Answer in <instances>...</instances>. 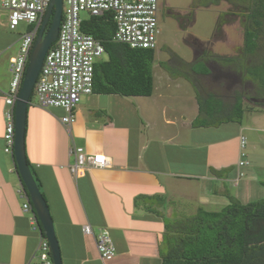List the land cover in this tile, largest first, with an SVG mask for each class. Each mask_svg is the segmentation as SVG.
<instances>
[{"label":"crops","instance_id":"obj_1","mask_svg":"<svg viewBox=\"0 0 264 264\" xmlns=\"http://www.w3.org/2000/svg\"><path fill=\"white\" fill-rule=\"evenodd\" d=\"M169 1L160 0L159 24L162 10L169 20L164 25H173L177 33L185 34L195 53L194 59L185 60L201 61L210 69L213 61L234 70V64L216 58L234 57L233 13L227 15L219 39L214 37L216 24L208 23L191 32L199 10L216 7L218 22L221 13H227L224 8L233 5L228 1L207 5L206 0L197 6L195 0H186V4L185 0ZM23 24L12 30L8 12L0 11V264H36L33 258L40 242L39 233L32 229L23 210L19 194L22 180L15 157L5 151L4 139L10 64L19 53L23 33L32 28L26 24L22 29ZM210 28H214L211 37ZM209 51L214 59L206 58ZM157 75L152 96L87 95L75 109L76 120L70 126L62 122L65 112L60 108L42 109L36 99L28 108L27 159L48 200L64 264H163L160 253L167 222L194 215L200 207L212 211L225 207L229 203L224 195L226 189L230 190L227 182L244 203L264 198V128L244 125L243 121L195 128L193 122L200 112L198 96L187 92L190 98L171 99L169 89L173 85L181 87L182 82L170 77L160 81ZM253 102L256 106L247 111L249 120L264 111V102ZM223 127H231L228 134L216 136ZM247 130L259 135L248 138ZM242 134L249 140L250 164L239 169L245 175L236 185ZM73 146L103 153L111 162L76 178L69 170L74 162L70 155ZM230 166L234 170L228 178L211 171L212 167L220 170ZM88 223L95 233H110L116 250L113 259H102L95 237L84 232Z\"/></svg>","mask_w":264,"mask_h":264},{"label":"trees","instance_id":"obj_2","mask_svg":"<svg viewBox=\"0 0 264 264\" xmlns=\"http://www.w3.org/2000/svg\"><path fill=\"white\" fill-rule=\"evenodd\" d=\"M222 1H228L245 13V20L241 22L244 43L234 57H216L209 51L205 53L206 58L216 57L224 64H234V69L255 85V92L264 96V0H212L206 4H219ZM225 15L221 13L216 24V39L222 37L227 21ZM189 18L193 20V12ZM81 30L100 40L108 55L107 59L103 58L95 65L93 93L125 97L154 94L156 49L132 48L126 43L114 41L116 23L112 13L103 16L88 14L83 17ZM172 57L176 64L161 63L162 69L172 79L184 76L196 86L193 75L203 77L210 73V68L201 61L188 62L175 53ZM34 96L35 88L29 107L33 104ZM244 97L238 94L234 104L229 106L221 96L209 93L203 97L200 93V112L193 126L219 127L230 122L241 124L246 112ZM218 101L220 104H217ZM218 115L225 116L218 118ZM28 163L41 188L34 166L29 160ZM233 170V166L220 170L211 168L212 173L221 178H228ZM224 195L229 203L220 210L200 207L194 215L167 222L160 253L163 264H264V198L244 203L229 189Z\"/></svg>","mask_w":264,"mask_h":264},{"label":"built area","instance_id":"obj_3","mask_svg":"<svg viewBox=\"0 0 264 264\" xmlns=\"http://www.w3.org/2000/svg\"><path fill=\"white\" fill-rule=\"evenodd\" d=\"M51 2L52 0H0V11L8 12L12 30L22 23L33 26L23 33L19 53L10 64L12 79L5 96L4 139L5 151L12 155L16 144V104L38 32ZM159 10L160 0H63L58 39L49 49L35 85L36 105L42 109L64 110L62 122L70 126L76 120L75 109L82 97L93 94L95 65L104 58L106 49L93 35L82 32V12L91 16L112 13L116 23L114 41L126 43L132 48L156 49L161 34ZM247 144L248 139L242 134L236 185L245 175L239 169L250 164L247 159ZM70 155L74 162L69 165V170L76 178L83 176L88 170L105 168L111 162L107 155L90 153L83 146H73ZM19 194L25 200L23 210L29 215L32 229L40 236L33 259H36V264H55L50 242L42 232L38 215L23 183ZM84 232L95 237L97 249L104 261L115 257L113 239L107 230L95 233L88 223L84 226Z\"/></svg>","mask_w":264,"mask_h":264},{"label":"rangeland","instance_id":"obj_4","mask_svg":"<svg viewBox=\"0 0 264 264\" xmlns=\"http://www.w3.org/2000/svg\"><path fill=\"white\" fill-rule=\"evenodd\" d=\"M206 0H195L194 2V6L196 5H201L202 3H205ZM212 2V0H209ZM168 3H170L169 0H167ZM185 4H186V0L183 1ZM193 7V6H192ZM227 13L225 15V17H227V15H229L230 13H233L234 14V55H237L239 53V49L240 47H242L243 43H244V38H243V27H242V24L241 22L243 20H245V13L241 12V8H236V7H226L224 8ZM219 10L216 8V7H213L211 9H201L197 12V15H196V24L191 28V32L194 33L195 30H198L200 28H203V26H206L208 25V23L210 25H215L217 24V20L215 19L216 18V15H217V12ZM193 12V10H192ZM194 13V12H193ZM81 16L83 17H86L88 16V13H85V12H82L81 13ZM166 20V22H169V20L167 19V16L164 12V15H162V10L160 11V26H161V29H162V32L161 34L159 35V38H158V47L156 49V62H155V67H154V71L156 74L159 73L158 76V80L162 81V79L165 77V78H169V75L162 69L161 67V63L164 62L165 64L169 63V62H172L174 63V58L172 57L173 53L177 54L179 57L183 58V59H186V60H191V59H194L195 58V53L192 49H190L186 39H185V34L183 33H177L175 31V28L174 26L172 25H164V21ZM168 20V21H167ZM171 22V21H170ZM26 28V24L24 23L22 25V29H25ZM33 28V26H32ZM213 31H214V28H210L208 29V34L210 35L209 37H211V35H213ZM223 47V46H222ZM238 48V49H237ZM224 51V50H223ZM226 51V50H225ZM108 58V55L105 54L104 56V59H107ZM199 58V57H197ZM176 64V62L174 63ZM194 79H195V84H192V83H188V82H191L190 80L181 77V78H178V79H175V82H182V85L181 87L179 86H176V85H173L172 88L169 89V93L171 94V99L175 96L179 97V96H182V97H185V95L190 98V95L194 96H199V94L201 93V95L203 97H206L208 96L209 93H214L218 96H224L226 95L225 92H226V89H225V86L227 84H225L224 87H221V85H218L216 83V81L214 80H211L209 77H202V76H198V75H193L192 76ZM225 83V82H223ZM197 87V89H196ZM255 85H254V89L251 90V95H254L256 96L257 99H259L261 102L260 104H263L264 102V96L261 95V94H258L255 92ZM194 90V91H193ZM200 93H199V92ZM189 92L190 95L187 93ZM192 93V94H191ZM225 98V97H224ZM35 96L33 97V100L35 101ZM86 99V96H83L82 97V102H80L81 104L85 101ZM226 102H228V105L231 106V104L233 103V98L231 97L230 99H225ZM235 101V100H234ZM134 104H135V107L137 106V103H136V99L134 101ZM185 104H189V105H193L191 103H185ZM217 104H220V101L217 102ZM244 104H245V107H246V112L248 110H250L251 107H255L256 104L251 101V100H248V99H244ZM189 110L192 109L191 106L188 107ZM258 113H261V114H257L256 116H254L253 119H250L249 120V115L248 113L245 115L244 119H243V124L244 125H249V126H254L255 128H264V111H260ZM226 114V113H225ZM221 116H225V115H218V118L221 117ZM217 117V116H216ZM228 126H231V125H228ZM234 126V125H233ZM231 127H223L221 129L220 132L216 133V136H219V135H226L228 134L229 132V129ZM245 134L248 136L251 135V138H255V135L259 133L257 131H255L254 133L252 131H245ZM257 135V136H258ZM249 141V140H248ZM251 148L249 145H247V150L246 152L250 151ZM233 175L230 176V178L232 177ZM262 178L264 176H261ZM227 187L230 188V190L233 192V187H232V184L227 182ZM257 200V199H256Z\"/></svg>","mask_w":264,"mask_h":264},{"label":"water","instance_id":"obj_5","mask_svg":"<svg viewBox=\"0 0 264 264\" xmlns=\"http://www.w3.org/2000/svg\"><path fill=\"white\" fill-rule=\"evenodd\" d=\"M62 17L63 0H52L46 12L43 24L38 32L24 82L19 94V99L16 104V144L14 149L17 172L29 193L33 208L38 215L42 232L50 242L55 264H64L61 246L56 233L50 206L47 199L43 195L32 168L28 163L26 152V132L30 99L38 81L45 57L51 46L58 39ZM50 21L51 25L47 30Z\"/></svg>","mask_w":264,"mask_h":264},{"label":"flooded vegetation","instance_id":"obj_6","mask_svg":"<svg viewBox=\"0 0 264 264\" xmlns=\"http://www.w3.org/2000/svg\"><path fill=\"white\" fill-rule=\"evenodd\" d=\"M211 66L209 75L204 77H209L211 80L216 81V83L221 85V87H224L225 84H227L225 86L226 95L221 96L223 99H230L232 97L235 100L237 95L241 94L246 96L244 99L251 101L259 100L256 96H254L255 94L251 95L250 92L254 89V85L252 82L245 80L242 73H239L235 69L228 71L223 67L216 65L213 61H211Z\"/></svg>","mask_w":264,"mask_h":264}]
</instances>
